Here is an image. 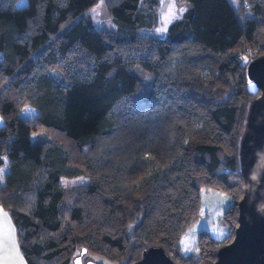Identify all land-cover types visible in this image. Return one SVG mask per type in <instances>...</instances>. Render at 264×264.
I'll return each instance as SVG.
<instances>
[{
    "label": "trees",
    "instance_id": "trees-1",
    "mask_svg": "<svg viewBox=\"0 0 264 264\" xmlns=\"http://www.w3.org/2000/svg\"><path fill=\"white\" fill-rule=\"evenodd\" d=\"M97 1L0 0V206L28 264H71L78 246L117 264L151 245L177 264L212 261L228 241L200 232L198 257L183 258L178 239L209 188L232 197L234 234L254 97L245 65L264 54V0H185L166 37L149 40L138 31L156 26V0L149 11L105 0L112 34L85 15ZM82 175L65 215L60 179Z\"/></svg>",
    "mask_w": 264,
    "mask_h": 264
},
{
    "label": "water",
    "instance_id": "water-1",
    "mask_svg": "<svg viewBox=\"0 0 264 264\" xmlns=\"http://www.w3.org/2000/svg\"><path fill=\"white\" fill-rule=\"evenodd\" d=\"M245 83L254 97L247 107L238 144L244 186L237 202V225L231 241L216 250L215 259L199 264H264V54L246 63ZM85 251L82 249L72 263L82 264ZM131 264L177 263L162 246L151 245Z\"/></svg>",
    "mask_w": 264,
    "mask_h": 264
},
{
    "label": "rangeland",
    "instance_id": "rangeland-1",
    "mask_svg": "<svg viewBox=\"0 0 264 264\" xmlns=\"http://www.w3.org/2000/svg\"><path fill=\"white\" fill-rule=\"evenodd\" d=\"M232 2L237 8V0H232ZM149 3V0H142V9L145 11L151 10ZM154 6L152 10L156 15V26L153 28H143L138 31V34L146 40L151 38L164 39L168 26L175 20L181 18L187 8L185 0H156ZM85 15L90 16L93 26L97 30H103L104 32L112 34L119 28L118 22L108 14L105 0H98L86 11ZM53 72L58 74L60 78H63L58 70L54 69ZM20 115L23 118H30L35 115V112L34 109L26 105L22 108ZM3 123V118L0 115V126H2ZM44 135V132L38 131L34 133L32 139ZM65 147H70L74 151L72 145L69 146V143L65 144ZM88 182V175L73 178L62 177L60 179V184L70 193V196H67L64 201L63 212L65 215L69 200H73L76 192L84 188ZM231 198L228 192H224L217 188L203 190L196 217L179 236L177 251L180 257H198L200 232H206L211 239L216 241H223L225 239V242H229L232 239V226L228 229L227 224L223 220V216L231 202ZM81 249L82 247L78 246L74 252V256L80 255ZM81 261L82 264H87L88 262L95 264H117L112 260L92 252L84 253Z\"/></svg>",
    "mask_w": 264,
    "mask_h": 264
},
{
    "label": "crops",
    "instance_id": "crops-1",
    "mask_svg": "<svg viewBox=\"0 0 264 264\" xmlns=\"http://www.w3.org/2000/svg\"><path fill=\"white\" fill-rule=\"evenodd\" d=\"M18 232L9 212L0 206V264H28L20 247Z\"/></svg>",
    "mask_w": 264,
    "mask_h": 264
}]
</instances>
